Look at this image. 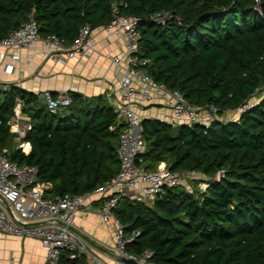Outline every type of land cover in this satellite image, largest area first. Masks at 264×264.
I'll list each match as a JSON object with an SVG mask.
<instances>
[{"label": "trees", "instance_id": "1", "mask_svg": "<svg viewBox=\"0 0 264 264\" xmlns=\"http://www.w3.org/2000/svg\"><path fill=\"white\" fill-rule=\"evenodd\" d=\"M122 1L121 12L140 16L137 52L150 58L154 79L219 111L256 96L237 118L215 119L208 127L141 118L147 147L139 163L147 170L163 161L172 170L199 172L207 185L168 186L148 204L120 196L113 210L125 236L139 231L125 249L135 255L151 249L147 260L155 264H264V11L256 0ZM111 2L0 0V38L33 18L41 36L55 33L69 44L83 23L94 28L108 21ZM155 11L172 15L159 22L150 17ZM68 94L70 103L52 111L35 92L13 83L0 87V147L9 146L12 160L35 164L51 197L81 194L119 167L125 123L104 94ZM17 98L31 124L22 137L28 152L9 130ZM59 259L91 264L84 253L70 257L65 248Z\"/></svg>", "mask_w": 264, "mask_h": 264}, {"label": "built area", "instance_id": "2", "mask_svg": "<svg viewBox=\"0 0 264 264\" xmlns=\"http://www.w3.org/2000/svg\"><path fill=\"white\" fill-rule=\"evenodd\" d=\"M122 6H126L125 1L112 0L111 17L102 24L108 35H120L123 41V52L111 56L114 68L122 70L117 78L120 99L112 102V106L118 119L125 123L116 149L119 167L115 175L81 194L64 193L51 197L46 194L50 184L38 179L35 164L12 160L7 155V148L0 147V234L38 238L46 251L44 264H64L59 259L63 248L69 251L70 257L84 253L91 264H123L121 256L134 257L144 263L151 255V249H145L138 255L125 249L126 241L139 231L135 230L131 236H125L123 223L113 208L120 196H129L134 201L148 204L155 197L163 195L166 187L182 184L186 172L172 170L163 161L154 170H147L139 163L147 144L141 133L142 116L135 109L138 104L150 103L156 96L170 109L168 115L157 117L159 120L172 126L199 122L208 127L215 119L237 118L254 101L253 95L236 107H226L219 111L210 103L203 106L193 104L180 89L154 79L147 71L150 58L137 52L140 16L121 12ZM171 15V11H155L150 17L164 22ZM41 38L46 41V54L52 59L64 61L69 57L88 55L92 51L89 23H83L74 40L65 44L55 33L41 36L38 23L30 18L0 38V59L5 58L6 49L27 48ZM12 57L17 58L18 53H12ZM12 68V63L3 66L5 72L12 71ZM35 93L52 111L71 101L65 90L56 95L50 89ZM8 123L9 130L15 133L16 146L28 152L30 144L23 141L22 137L31 124L21 110L19 98L16 99ZM206 185L207 182L202 180L200 189ZM96 199H103L94 206L100 218L103 221L111 220L114 224V251L117 254L114 262H108L90 250L75 228V214L86 210Z\"/></svg>", "mask_w": 264, "mask_h": 264}, {"label": "crops", "instance_id": "3", "mask_svg": "<svg viewBox=\"0 0 264 264\" xmlns=\"http://www.w3.org/2000/svg\"><path fill=\"white\" fill-rule=\"evenodd\" d=\"M122 42L120 35H108L101 24L91 28L92 51L88 55L64 61L52 59L46 54L48 45L42 38L27 48H8L5 58L0 59V87L13 83L32 92L50 89L54 93L74 90L87 97L104 94L112 105L120 99L117 78L122 70L114 68L111 56L123 52ZM14 52L18 53L17 58L12 57ZM5 63L13 64L12 71L3 70ZM135 109L142 117L157 118L170 113L169 107L156 96L152 102L138 104ZM118 121L124 123L122 119ZM102 200H93L86 210L77 212L74 224L90 250L114 262L117 259L114 224L111 220L103 221L94 209ZM45 252L38 238L0 234V264H44ZM142 264L155 263L146 260Z\"/></svg>", "mask_w": 264, "mask_h": 264}, {"label": "rangeland", "instance_id": "4", "mask_svg": "<svg viewBox=\"0 0 264 264\" xmlns=\"http://www.w3.org/2000/svg\"><path fill=\"white\" fill-rule=\"evenodd\" d=\"M262 0H259V2L256 1V8L258 10L261 9L260 7V2ZM256 96H253V99H255ZM65 111V110H64ZM62 110H60V113L64 112ZM13 143H16V140L13 137ZM9 147V146H8ZM8 147L7 150H8ZM206 176H203L202 174H200L199 172H186V174L184 175V181L183 184L186 188H188L189 190H196V189H200L201 188V181L205 178Z\"/></svg>", "mask_w": 264, "mask_h": 264}, {"label": "water", "instance_id": "5", "mask_svg": "<svg viewBox=\"0 0 264 264\" xmlns=\"http://www.w3.org/2000/svg\"><path fill=\"white\" fill-rule=\"evenodd\" d=\"M260 7H261L260 11H264V0L260 2ZM221 174H222V171L219 172L218 177H220ZM120 259L126 264H142L139 261H137L134 257L121 256Z\"/></svg>", "mask_w": 264, "mask_h": 264}]
</instances>
